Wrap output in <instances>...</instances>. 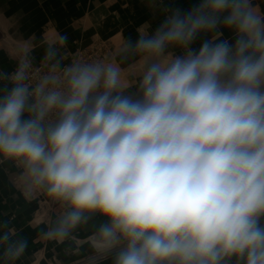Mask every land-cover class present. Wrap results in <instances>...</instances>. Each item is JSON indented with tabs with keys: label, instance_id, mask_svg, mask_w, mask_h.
Masks as SVG:
<instances>
[{
	"label": "clouds",
	"instance_id": "clouds-1",
	"mask_svg": "<svg viewBox=\"0 0 264 264\" xmlns=\"http://www.w3.org/2000/svg\"><path fill=\"white\" fill-rule=\"evenodd\" d=\"M145 4L119 61L66 62L58 34L35 83L31 50L0 68V170L59 209L49 241L96 220L89 264H264V7ZM28 248L0 222V264Z\"/></svg>",
	"mask_w": 264,
	"mask_h": 264
},
{
	"label": "crops",
	"instance_id": "crops-1",
	"mask_svg": "<svg viewBox=\"0 0 264 264\" xmlns=\"http://www.w3.org/2000/svg\"><path fill=\"white\" fill-rule=\"evenodd\" d=\"M197 2L164 0L184 9ZM258 2L264 7V0ZM161 19L146 7L145 0H0V68L10 70L29 50L32 61H46L45 47L57 40L58 34L69 38L62 53L65 60L77 44H88L97 37L120 41L125 36L135 38L137 28H155ZM224 35L231 37L228 32ZM17 172L15 167L0 170V222L7 223L15 237L29 243L17 264L64 263L92 251L89 243L76 239L92 235L96 220H90L64 243L49 241L43 235L46 226L34 221L37 202L25 200L18 192L14 183Z\"/></svg>",
	"mask_w": 264,
	"mask_h": 264
},
{
	"label": "built area",
	"instance_id": "built-area-1",
	"mask_svg": "<svg viewBox=\"0 0 264 264\" xmlns=\"http://www.w3.org/2000/svg\"><path fill=\"white\" fill-rule=\"evenodd\" d=\"M119 42L120 40H118L115 37H108V38L97 37L88 44H82V43L77 44V46L73 50H70L68 52L65 61L69 62L74 58H79L83 60H92L97 58L115 60L116 56L119 54L118 53ZM32 64L33 67H32L31 77L33 83H35V81L39 78L40 75L49 71L50 66L46 61H40V62L32 61ZM12 68L8 71H12ZM14 183L16 185V176ZM17 190L21 194L18 188ZM22 197L25 200L37 202V208L35 211V219H34V221L37 224L47 226L48 223H50L54 218H56V214L59 212V209L50 207L47 201L43 197H38V198L32 197L27 199L24 196ZM91 240H92V235L86 237L85 239H76V242H87L90 244ZM91 255H92V251L83 254L81 256H78L74 259H71L67 262L59 263L58 261H56L54 262V264H89V259Z\"/></svg>",
	"mask_w": 264,
	"mask_h": 264
},
{
	"label": "rangeland",
	"instance_id": "rangeland-1",
	"mask_svg": "<svg viewBox=\"0 0 264 264\" xmlns=\"http://www.w3.org/2000/svg\"><path fill=\"white\" fill-rule=\"evenodd\" d=\"M120 57H119V54L116 56L115 60L114 61H119ZM132 64V60H128L126 61L122 66L125 67V68H128L129 71H131V67H129L130 65Z\"/></svg>",
	"mask_w": 264,
	"mask_h": 264
}]
</instances>
